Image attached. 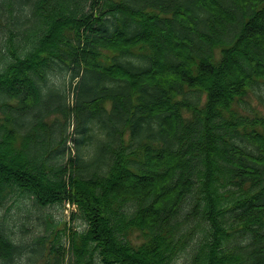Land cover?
Returning a JSON list of instances; mask_svg holds the SVG:
<instances>
[{"label": "trees", "instance_id": "obj_1", "mask_svg": "<svg viewBox=\"0 0 264 264\" xmlns=\"http://www.w3.org/2000/svg\"><path fill=\"white\" fill-rule=\"evenodd\" d=\"M20 197L85 228L66 262L0 218V264H264V0H0V206Z\"/></svg>", "mask_w": 264, "mask_h": 264}, {"label": "rangeland", "instance_id": "obj_2", "mask_svg": "<svg viewBox=\"0 0 264 264\" xmlns=\"http://www.w3.org/2000/svg\"><path fill=\"white\" fill-rule=\"evenodd\" d=\"M69 79V76L66 77V80ZM69 98L68 101L72 103L74 96L72 89L68 90ZM71 123V122H70ZM74 135V126L71 124L70 130L68 132L69 141L68 145L73 147L72 136ZM19 200H9L4 205L0 206V218H3L6 223L14 230L16 237H21L22 232L20 227L25 223L30 230L27 231L24 235L30 239L38 230L40 233H44L49 239H53L54 236L59 237L65 248H61V253L64 251L65 261L68 262V259L71 255L69 247L71 242V231L73 230H83L85 228L83 219L74 205L65 204V205H49L45 208H39L35 206L31 200L18 198ZM76 214L72 217L71 212ZM50 217L52 224L49 227V230L45 231L43 226V220L45 217ZM39 217V218H38ZM56 224V226H54ZM37 225L36 228L34 226ZM53 230H56L59 234L53 233ZM96 264H103L98 257L95 258ZM183 257L179 258L176 264H181ZM45 260L41 259L37 264H43Z\"/></svg>", "mask_w": 264, "mask_h": 264}]
</instances>
